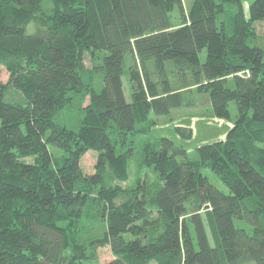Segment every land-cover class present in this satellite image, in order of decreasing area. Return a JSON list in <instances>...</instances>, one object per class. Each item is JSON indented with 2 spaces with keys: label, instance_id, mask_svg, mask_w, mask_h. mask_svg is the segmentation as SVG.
<instances>
[{
  "label": "trees",
  "instance_id": "16d2710c",
  "mask_svg": "<svg viewBox=\"0 0 264 264\" xmlns=\"http://www.w3.org/2000/svg\"><path fill=\"white\" fill-rule=\"evenodd\" d=\"M257 22L264 0H193L188 12L183 0H0V66L9 74L7 82L0 74V264L98 263L102 246L114 255L105 264H264ZM194 89L233 127L191 158L181 143L151 134ZM75 108L78 119L64 118ZM140 134L148 135L142 165L156 179L129 186ZM89 151L97 162L87 174ZM94 210L104 233L86 241Z\"/></svg>",
  "mask_w": 264,
  "mask_h": 264
},
{
  "label": "rangeland",
  "instance_id": "374dc122",
  "mask_svg": "<svg viewBox=\"0 0 264 264\" xmlns=\"http://www.w3.org/2000/svg\"><path fill=\"white\" fill-rule=\"evenodd\" d=\"M185 6V12L191 8L193 0H183ZM173 21L175 23H180V12L175 10L173 13ZM257 32L260 37L264 36V23L257 22L255 24ZM206 60V51L204 50L201 53V61L205 62ZM96 61L95 55L88 53L85 57V64L87 68H92L93 63ZM133 62V56L127 54L126 56V71L123 75V85L126 98L129 102L133 101L132 97V88L130 82V74L128 69ZM0 74L3 82L8 81L9 74L6 69L0 66ZM172 80L173 77H171ZM104 87V81L102 78H98L95 83V89L97 92H100ZM208 93L199 92L197 89L185 93V105L174 109L172 111V119H159V125H156L152 128V134L154 138L168 137L172 140H175L183 145L187 150L191 158H196V149L203 145L204 143H210L217 139H225L227 132L233 124L225 120L213 117L212 108L209 102ZM90 97L87 98L85 106L89 103ZM80 102L76 104L79 106ZM78 108V107H77ZM67 109L64 113V118L71 121L78 119L79 111L76 109ZM231 116L233 119L236 118L237 109L235 102L230 104ZM145 125H142L144 127ZM176 127L191 129L193 137L190 140L182 139L177 132L175 131ZM137 150L135 151L134 156L130 159V181L127 185H134L136 180L139 177H146L149 180H155L156 176L151 172L150 169H147L142 165L144 147L148 141L147 134L138 135L137 139ZM55 154L59 155V152L53 150ZM97 162V153L94 151L87 152L82 160L81 166L85 173L90 174L94 171L95 164ZM205 174L209 175L210 180L213 184L218 186L220 189L226 191L225 186L208 170L204 171ZM95 210L91 212L93 218H87L83 222L84 231H82L83 238L86 241L90 239H100L104 233V223H101L98 220V217L95 215ZM114 259V255L111 252L108 246H102L98 249V263L90 262L89 264H105ZM150 264H156L151 262Z\"/></svg>",
  "mask_w": 264,
  "mask_h": 264
}]
</instances>
